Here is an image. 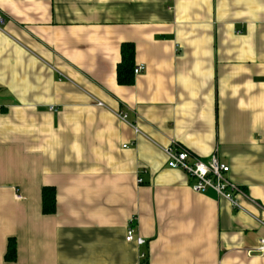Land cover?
I'll return each instance as SVG.
<instances>
[{"label": "crops", "instance_id": "obj_1", "mask_svg": "<svg viewBox=\"0 0 264 264\" xmlns=\"http://www.w3.org/2000/svg\"><path fill=\"white\" fill-rule=\"evenodd\" d=\"M0 18V264H264V0H0ZM123 44L145 66L129 86ZM170 145L215 153L242 210L191 191Z\"/></svg>", "mask_w": 264, "mask_h": 264}, {"label": "built area", "instance_id": "obj_2", "mask_svg": "<svg viewBox=\"0 0 264 264\" xmlns=\"http://www.w3.org/2000/svg\"><path fill=\"white\" fill-rule=\"evenodd\" d=\"M2 19L0 18V23ZM145 71L144 65H137L133 69V75H139ZM118 117L125 122L126 116L119 114ZM166 157V166L172 170L181 171L189 180V187L194 193H205L211 191L219 199L229 203L234 210H242L238 195V187L228 178L229 167L219 161L218 156L214 153L209 159L203 161L191 155L188 151L175 145L162 148ZM140 182V181H139ZM134 220L132 219L130 223ZM264 227V221H259ZM125 241L135 243L137 246H144L146 241L140 237H134L130 227L127 228ZM254 252L261 254L264 252V237L258 240ZM145 255L140 254V259Z\"/></svg>", "mask_w": 264, "mask_h": 264}, {"label": "trees", "instance_id": "obj_3", "mask_svg": "<svg viewBox=\"0 0 264 264\" xmlns=\"http://www.w3.org/2000/svg\"><path fill=\"white\" fill-rule=\"evenodd\" d=\"M121 63L116 68V80L119 85L129 86L133 82V47L123 44L121 47ZM55 191L51 187H44L41 191V212L51 215L55 212ZM16 257L15 243L12 239L8 241L4 259L13 262Z\"/></svg>", "mask_w": 264, "mask_h": 264}]
</instances>
